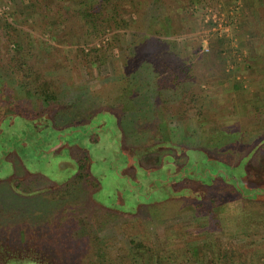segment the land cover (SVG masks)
<instances>
[{"label":"rangeland","instance_id":"1","mask_svg":"<svg viewBox=\"0 0 264 264\" xmlns=\"http://www.w3.org/2000/svg\"><path fill=\"white\" fill-rule=\"evenodd\" d=\"M70 1L74 9L96 2ZM138 1L142 9L134 16L135 3L123 5L116 21L104 23L103 34L96 35L58 0H0V19L11 24L8 33L0 24V122L17 115L29 121L0 126V246L18 254L8 264H100L94 250L130 264L129 238L158 251L164 264L184 261L180 250L192 242L230 250L244 264H264V199L247 201L215 180L177 181L214 171L202 160L193 165V150L198 158L202 152L216 162H245L241 182L264 186L258 147L264 125L257 128L264 122V0ZM199 58L206 66L201 88L191 80L182 89L172 87L170 74ZM222 60L224 68L217 65ZM37 70L46 71L43 79L59 95L50 106L35 94ZM162 79L171 87L163 92L167 109L151 99L136 107L122 93L135 90L138 100L146 98L145 90H156ZM181 90L196 96L180 99ZM31 123L44 127L39 131ZM119 132L124 154L136 153L125 172L130 179L118 176L127 162L118 150ZM59 141L87 151L96 181L85 173L78 177L76 150L50 157ZM221 173L229 178L241 172ZM122 186L129 191L124 199L117 193ZM124 200L133 214L92 202L107 207Z\"/></svg>","mask_w":264,"mask_h":264},{"label":"trees","instance_id":"2","mask_svg":"<svg viewBox=\"0 0 264 264\" xmlns=\"http://www.w3.org/2000/svg\"><path fill=\"white\" fill-rule=\"evenodd\" d=\"M122 1L124 2V4H122ZM125 1H127L126 4H125ZM135 1H137V0H96V2L93 4H87V5L85 4L86 5L85 7L77 8V9L76 8L74 9L73 6H71L70 0H58V4L63 6V7H69V8L71 7L70 8V9H72L71 12L75 13L77 15V18L81 17L82 20L84 21L85 25H89V27L91 28L93 33H95L96 35H100V34H103V32H102L103 24L104 23L109 24V23L115 22L116 21L115 16L117 17L118 13L121 14L119 9L121 7H123V5L126 6L129 3H135V5H136L135 9L136 10L133 11V16L136 14L137 10L142 9L141 8L142 3H140L138 1V3L136 4ZM107 9H109L111 11L109 13H107ZM2 22H3V28L4 29L2 27H0V29L1 30L3 29L5 33H8L9 32V26L11 24L8 23V21L5 17H3V19H0V24ZM114 31H116V32H114ZM117 31H118L117 28H115V29L113 28V32L111 33V38H112L113 42H116L119 39V32H117ZM220 43H222V41H220ZM16 47H17V49H15V52L18 53L22 47L20 44H17ZM42 49L43 48H41V50ZM217 54H219V53H217ZM212 58H213V60H216V59L220 58V54L216 55ZM200 60L201 59L199 58L196 61V63L190 64L189 65L190 67L189 66L185 67V69H186L185 71H183L182 68L180 70H178V72L180 74L179 73H171L170 76H172L171 78H172V83H173L172 87H174L175 89L176 88L182 89L186 84H188L187 82L191 80V84L194 83L197 86V88L200 89L201 84H202L201 80L204 78L203 73L206 70V66L204 67V62L200 61ZM217 65L221 66V68L222 67L224 68L223 60L220 61V63H218ZM154 68H157V69H155V73L159 74L160 73L159 66L151 64V70H154ZM45 72L46 71H44V70H43V72H40L39 70H37L35 73H33L32 79L36 85L35 86V94H36V96H38L39 101H41V103L44 105L50 106V105L56 103L59 95H57L56 94L57 92L53 89V87H52L53 84L51 83V81L43 79L41 73H43L45 75ZM180 75L183 77L181 81L179 79ZM25 76H28V74H25ZM171 78H169V79H171ZM38 79H41V80L43 79V81H40ZM169 79H167V80L169 81ZM165 81L166 80H163V79L157 80L156 90L149 91L148 89H146L145 92L149 95L146 98L139 97V100L136 97V94L137 95L139 94L138 91L134 90L135 91L134 92V91H129L128 89H123L122 93L123 92H124V94L129 93V99L133 100V103L135 104L136 107L138 105H140V103H142V102L148 103V100L150 101V99H151L152 100V101H150L151 104L153 102H155V103L157 102V103H159V105H161L163 107V109H167L168 107H170V104H169L170 100H167L166 97L165 98L163 97V92L167 91L171 87L166 85ZM131 83H132L131 85H133V83H134L133 78H131ZM178 96H180V99L189 98L188 100L192 101L194 96H196V91L181 90L179 92ZM143 103H142V105L144 106ZM146 108L149 109L150 107H146ZM260 108H258V109L255 108V109L261 111ZM140 110H141V108L136 111L137 115L140 112ZM99 113H105V112H99ZM106 114H108L109 116H111V118H113L115 120L114 115L109 114V113H106ZM19 118L21 119L22 122H25L26 124L29 122L27 119L23 118V116H20V115L6 116V118H3V120L0 122V126H3V124L6 123V127L11 128L14 126V124H16V121L20 120ZM22 119H24V120H22ZM91 119L92 118H90L88 120V122ZM88 122H87V124L86 123L85 124H76V125H70L67 127H72V126L78 127L79 125L84 126V125H88ZM261 123H263V124L260 125L259 127H257L259 132L262 131V126L264 125V122H261ZM116 124L118 126V123H116ZM31 126L35 129H39V131L42 130L41 129L42 127H44L43 125L35 126L32 123H31ZM99 126L100 125H98V127ZM45 127L48 128L50 126L46 125ZM53 128H55V127H53ZM55 129H56V131H60L64 128L60 127V128H55ZM65 129H66V127H65ZM3 132H4V129L3 130L0 129V135L3 134ZM118 134H119L118 141H117L118 150L122 154H124L122 147H121L120 132ZM60 141L58 143L59 144L58 147L55 149H52L53 152H52L50 157L54 159V156L56 154H58L59 150L68 148L67 152H69V150L74 149L78 152V154L80 156V160L78 161V166H79L78 167V173H79L78 177H80L81 173H85L88 177H92L91 171H90V166H91L90 156L87 154V151L82 146H79L77 143L65 144L66 148H64V145L62 146V144H60ZM92 142L95 143V139H93ZM258 147H260V149L262 148V150H263L262 151V160H264V138L260 142H258ZM258 147H256V148H258ZM143 149H145V148H143ZM146 149L151 150L152 153L153 152L156 153L158 150V149L156 150L153 146H150L149 148L147 147ZM189 152L192 155L191 158H193L191 160L193 162V165L201 164L199 162V160H202V161H204L203 164L207 165V168L209 167V168L213 169L214 171H211V172H209V171L204 172L203 171L202 173L200 171L199 173H195L194 175L191 174V176L189 177L190 178L189 180L185 179V178L184 179L179 178L178 179L179 182H182V181L188 182L190 180H194L198 183H204L206 185H210L215 180V181H218L219 183H221L223 186H229L232 190H234V192L236 194H238V191H239L240 193L238 195H240L241 197L247 198V201L248 200L249 201H251V200L256 201V199H264V186L257 185V186L251 187L249 190H247V189L243 190L242 188H240L241 185L238 184L237 179H240L243 182V178L245 177V162L244 163L240 162L239 165L235 166V165L229 164L227 162L223 163V162H216L214 160H211L210 158H207L205 156V154L202 152H201L202 158H198L195 154L199 151L190 150ZM135 154L134 153L130 154V155L124 154L125 155L124 157L126 158L127 162H126L124 168L122 167L123 169L120 171V173L118 175L121 177V179H125V178L130 179V177L125 175V172L127 171L128 165L130 163L133 164V162H135V160H133L134 158H136ZM137 155H139V153ZM194 157L197 159H195ZM249 158H250V156H249ZM188 161H189V159H187V162ZM251 161H252V159H250V163H251ZM56 163H57V161H56ZM56 163H54V164H56ZM225 168L228 170H232V171L235 169H239L241 173L239 176L232 175L229 178H227V176L225 174L221 173V170H223ZM39 180H45V179L42 178V176H40ZM72 180H73V178L71 179V181ZM263 180H264V177H263ZM94 181H96V180L94 179ZM231 182H234V183H231ZM67 183H68V181L65 183H56V185L58 186V184H62V185L66 186V185H68ZM94 186H97L96 182H95ZM118 190L119 191H117V193L118 192H119V194L122 193L119 196H121L123 199H124V196L125 197L129 196V191H127L128 188L124 189L122 186L121 188L119 187ZM173 196H175V195H173ZM173 196H167V197L173 198ZM119 200H121V198H119ZM166 200L167 199L165 197L162 201H166ZM92 202H94L96 205H98L101 208H104L106 210L117 211V212L123 213L125 215L133 214L135 211V209H132V207L127 208L125 206V204H126L125 200L119 201L120 202L119 204H121V202H122V204H124L125 210L123 209V205H119V204H117V205L112 204V205H109L106 207V206H103L102 204L97 203L95 201H92ZM141 205L144 206V204L141 203L140 205H138V207H140ZM119 206L120 207L122 206L121 210H119V208H120ZM48 210L51 211L52 209L49 208ZM35 213H37V212H35ZM206 214H209V216H210L211 210L206 211ZM67 226H69V224ZM215 227L218 228L217 223H216ZM41 235H43V233ZM128 245L130 247L128 252H130L129 255H131V263L130 264H135L137 262H140L139 264H164V261H163L164 258L158 257L159 256L158 251H153V249H151L152 248L151 246L146 247V245H143V242L132 240L130 238L128 239ZM94 246H95V248H99L98 245H96V244H94ZM188 246L191 248L192 252H189ZM185 247L186 248H184L183 250L182 249L180 250V253H182L181 254L182 258L183 259L186 258V259L184 261H181L179 264H188V263L190 264L191 263V261H189L190 259L191 260L193 259V262H194V263L192 262L193 264H203L202 261H207V260L209 261V264H244V262H242V260L240 259L239 256L236 257L235 255L229 254L230 250L229 251L223 250L219 246L216 248L213 244H210L208 242L202 243L201 246L192 242V243L186 244ZM94 255H95V257H97L96 259H100L102 264H117V262L115 260H113L111 258L106 259L105 257H103V253H101L99 250H94ZM17 256H18L17 252L16 253L15 252H9V251H7V249L5 247L0 246V264L11 263L12 261L15 260V258Z\"/></svg>","mask_w":264,"mask_h":264},{"label":"flooded vegetation","instance_id":"3","mask_svg":"<svg viewBox=\"0 0 264 264\" xmlns=\"http://www.w3.org/2000/svg\"><path fill=\"white\" fill-rule=\"evenodd\" d=\"M170 164H172V163H170ZM172 167L174 168V165H172ZM175 169V168H174ZM238 180V184H240V185H244L245 186V188L243 189V190H245V189H247V190H249L250 189V187H248V186H246L244 183H242L241 181L242 180H240V179H237ZM178 181V180H177ZM192 181V180H191ZM174 183H176V181H174ZM173 183V184H174ZM241 188V187H240ZM240 192L238 191V194H239Z\"/></svg>","mask_w":264,"mask_h":264}]
</instances>
